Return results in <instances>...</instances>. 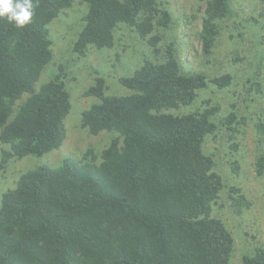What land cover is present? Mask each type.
<instances>
[{"label":"trees","instance_id":"1","mask_svg":"<svg viewBox=\"0 0 264 264\" xmlns=\"http://www.w3.org/2000/svg\"><path fill=\"white\" fill-rule=\"evenodd\" d=\"M234 1L204 0L197 40L207 63L225 21L234 20L236 29L258 28L255 17L236 25ZM80 2L85 13L62 49L52 26L73 0H33V17L23 28L0 18V183L10 178L13 163L63 147L73 109L64 81L79 84L71 83L72 75L90 78L82 96L92 102L78 127L108 138L100 152L88 146L54 166L12 173V184L0 192V264H233L235 258L264 264V249L246 238L238 247L214 214L224 195L236 216L253 202L243 188L228 190L216 155L205 149L218 131L235 149L239 114L222 95L243 78L185 72L176 42L161 44L158 31L173 27L163 0ZM121 29L150 51L136 60L141 63L132 75L114 80L115 90L111 77L91 71L86 61L92 50L112 48ZM253 86L260 91L259 82ZM256 129L262 139L264 124ZM255 171L264 177V155Z\"/></svg>","mask_w":264,"mask_h":264},{"label":"rangeland","instance_id":"2","mask_svg":"<svg viewBox=\"0 0 264 264\" xmlns=\"http://www.w3.org/2000/svg\"><path fill=\"white\" fill-rule=\"evenodd\" d=\"M81 0H73V8L68 9L52 26L58 49L66 48L74 39L73 35L80 26L81 16L85 13ZM172 16L173 27L166 31H158L162 37L161 44L174 40L178 45L180 60L183 70L189 73H205L208 77L214 78L223 73H231L240 78V83L231 92L222 95L223 104L230 108L232 102L235 103L234 110L239 114L240 125L236 127L234 134L235 149L224 144L219 131L215 138L210 137L206 141L205 149L208 153L216 155L218 168L216 172L222 176L228 186V190L233 188H243L245 195L253 202V207L236 216L229 211L228 199L225 195L218 201V206L214 209V214L223 219L233 233L236 243H241L243 238L247 239L249 246L262 247L264 249V177L256 174V163L260 156L264 155V135L259 136L256 124H264V42L257 46L260 39H264V0H235L233 11H238L240 21L245 23L251 17L258 21V28L241 27L236 29L234 20L225 21L222 26L221 38H219L212 57L208 63L201 55V46L197 40L201 31V16L205 8V2L201 0H163ZM260 24V26H259ZM242 33V37L238 35ZM132 38L131 42L123 39ZM150 47L144 40L130 29H121L116 44L109 49L92 50L87 62H90V69L99 72L103 76H110V84L115 90V79L132 75L138 68L136 60L142 61ZM131 69V72H128ZM222 71V72H221ZM259 73L260 79L256 78ZM248 78L251 82H248ZM66 89L70 95L73 106L72 112L66 121L65 127L67 137L63 147L40 160L29 159L13 163L9 168L10 178H6L4 183H0V192L6 186L12 184V173H23L27 169L46 164L56 165L61 157L73 155L80 151L85 153L88 146L100 152L108 145V138L105 135L90 137L86 131L78 127V116L92 100L83 97L82 94L90 83V78L78 73L72 75L71 83L79 82L75 86L67 85ZM260 83V91H256L253 84ZM241 117L245 119L242 121ZM235 163V165L233 163ZM232 166H237V173L232 170ZM239 174L238 177L235 175ZM236 178V179H235ZM244 246V244L242 243ZM239 251V248H238ZM241 251V249H240ZM233 264H241L240 259L235 258Z\"/></svg>","mask_w":264,"mask_h":264},{"label":"clouds","instance_id":"3","mask_svg":"<svg viewBox=\"0 0 264 264\" xmlns=\"http://www.w3.org/2000/svg\"><path fill=\"white\" fill-rule=\"evenodd\" d=\"M33 14V0H0V18H7L18 28L28 25Z\"/></svg>","mask_w":264,"mask_h":264}]
</instances>
